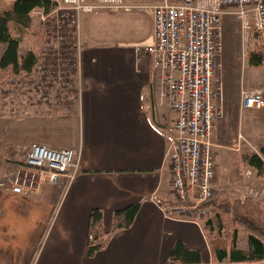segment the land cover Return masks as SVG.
Listing matches in <instances>:
<instances>
[{"label":"crops","instance_id":"crops-1","mask_svg":"<svg viewBox=\"0 0 264 264\" xmlns=\"http://www.w3.org/2000/svg\"><path fill=\"white\" fill-rule=\"evenodd\" d=\"M83 21L80 31L91 29ZM91 32L79 33L73 90L57 93L60 107L49 113L32 109L25 116L0 115V264H166L176 241L199 253V263L188 264H264L214 262L200 215L168 218L156 206L174 200L167 152L175 111L162 95L159 72L149 55L136 51L149 42L151 15L145 37L138 40ZM224 63L221 52L223 90L218 103L223 116L212 140L213 183L221 190L230 186L229 176L236 182L239 164L225 165L227 145L237 131L247 133L239 99L242 91L254 86H230ZM255 116L264 123L262 111ZM34 144L73 149V176L44 184L38 192L14 193L10 182L15 167ZM130 203L139 204L132 224L111 232L113 211ZM94 208L102 211L105 247L87 257L89 214Z\"/></svg>","mask_w":264,"mask_h":264},{"label":"built area","instance_id":"built-area-1","mask_svg":"<svg viewBox=\"0 0 264 264\" xmlns=\"http://www.w3.org/2000/svg\"><path fill=\"white\" fill-rule=\"evenodd\" d=\"M53 1L49 12L34 11L42 44L31 76L38 75L40 83L62 91L68 89L71 77L73 82L77 67L75 33L80 17L98 9L128 10L131 6L125 0ZM144 9L151 15L152 33L149 42L136 51L149 55L152 68L159 72L162 95L175 111L174 136L167 152L174 200L156 202V206L168 218L194 212L202 215L210 207L200 204L214 187L212 138L215 122L222 115L218 103L222 86L216 75L222 50L221 17L230 14L235 18L242 49L248 54L254 42L264 43V0H155ZM17 82L13 78L10 85ZM0 92L6 95L7 86ZM263 106V89L241 92V109L262 110ZM74 166L73 149L34 144L15 167L11 190L24 195L38 192L44 184L72 178Z\"/></svg>","mask_w":264,"mask_h":264},{"label":"trees","instance_id":"trees-1","mask_svg":"<svg viewBox=\"0 0 264 264\" xmlns=\"http://www.w3.org/2000/svg\"><path fill=\"white\" fill-rule=\"evenodd\" d=\"M55 5L53 0H14L9 8L0 11V83L8 78L30 77L39 56L25 36L32 27L33 11L49 12ZM247 65L264 68V43L254 42L247 54ZM264 115V106H263ZM243 165L264 175V145L257 151L240 154ZM211 206L215 212V225L211 219L203 222L207 243L214 262L224 259L230 262L264 261V212L251 197H228L221 189L213 187L212 194L200 204ZM139 207L130 203L112 213L111 232L128 228ZM230 222L232 230L225 227ZM215 230V234L213 231ZM105 247L102 233V211L94 208L89 214L87 257H92ZM196 250L176 241L167 257L166 264L199 263Z\"/></svg>","mask_w":264,"mask_h":264},{"label":"rangeland","instance_id":"rangeland-1","mask_svg":"<svg viewBox=\"0 0 264 264\" xmlns=\"http://www.w3.org/2000/svg\"><path fill=\"white\" fill-rule=\"evenodd\" d=\"M13 1L14 0H0V11L9 8ZM154 1L155 0H125V3L131 6L128 10L119 9L117 11H109L106 9H98L90 14L83 15L80 17V25L81 21L85 20L83 23H87V27H91V29L89 28L87 31L83 30V32H81V26H79L75 35L77 34L79 36V33H88L89 31H92L91 33L97 34L99 37H110L124 41L141 39L145 37L147 32V15L150 18V14L144 9V7H148V5L153 4ZM36 17L37 14L33 11L32 27L25 36V41L29 43L35 53L39 54L42 38L37 33L38 29L36 28L38 23ZM221 29V52H223L225 59L223 66L224 72L228 73V78L226 77L227 82L230 86L232 84V86L234 85V87L238 89L239 87L246 88L252 85L254 86L249 90L254 88L263 89L264 68L247 65V54L242 49L240 29L235 18L230 14L223 15L221 17ZM216 75L221 82L223 90L219 68L216 70ZM13 78H16V81L18 82L15 85H10ZM39 80L38 75L37 77L31 76L24 79L20 76H15L0 83V88L6 86L8 88V93L6 95H2L0 92V115L10 113L13 114V116H25L26 114L32 113V109L38 112L42 109V113L52 112L53 109L60 107V102L57 100V93L60 95L67 92L69 93L73 90L74 86L72 77L70 78L68 89L62 91L58 90L57 87L48 88V86L50 87V84L45 86L40 83ZM34 88H37V90ZM30 97H33V99H30ZM4 98L6 99L4 100ZM29 102H32V105H28L27 103ZM2 103L4 107H2ZM38 103L42 105H37ZM221 108L222 115L216 120L215 128L217 121L223 116V106ZM260 111H263V109ZM260 111L241 109L239 112L240 120L244 123V131L247 133L244 134L240 130L237 131L238 133H236V136L233 137L227 145V152L229 154L226 157L225 165L228 163L227 167L233 165L231 167L237 168V166H235L236 163L237 165L239 164V166L238 170L235 169L234 172L236 182L233 180L231 182L229 176V180L227 179L228 182L226 183L232 187L225 186V189H223L222 192L231 198H243L249 196L259 204L264 212V175H258L253 169L243 165L239 158L242 152L257 151L264 141V123L259 122L255 116L256 114H259ZM237 117L238 114H235V119ZM239 134L241 138L238 137ZM215 212L216 210L210 206L207 207L206 211L202 213L200 217H202V220L211 219L212 224L215 225ZM224 224L226 228L232 230L230 222H225ZM215 233L214 230L213 234Z\"/></svg>","mask_w":264,"mask_h":264}]
</instances>
